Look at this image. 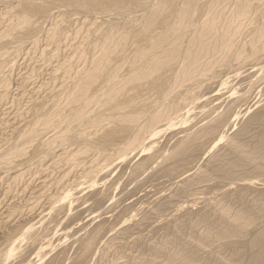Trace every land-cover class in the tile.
Masks as SVG:
<instances>
[{"label":"bare ground","instance_id":"obj_1","mask_svg":"<svg viewBox=\"0 0 264 264\" xmlns=\"http://www.w3.org/2000/svg\"><path fill=\"white\" fill-rule=\"evenodd\" d=\"M133 3L137 4L140 9L139 12L137 11V14H135L136 12L133 13V11H131ZM142 3H145L144 0H0V4L5 5V9L3 7V13H0V22L3 24L1 25L2 28L0 27V89H2L0 92V106L7 100V90L8 86L11 84H9V82L11 81L8 80V74L5 72V75L4 71L6 70V68H8L9 63L14 66L11 61L18 54H20V52L23 51L22 47L25 43L30 44L29 50L31 54L34 51H37L39 53V58H41V61L45 62H43L44 64H48L51 62L56 63L55 67L51 68L52 70L49 69L50 73L47 71L48 79L45 78L47 82L43 83L42 85L40 84L38 88L45 89L46 91H52V86L54 85V87H57L59 85L58 83H60L61 81V78L63 79L61 81L63 87L60 90L59 86L57 88L59 91H56L55 88H53L56 92H50V95H48V93L47 95L49 96V98L45 99L44 101L38 99V104L36 102L37 100H35V103L33 104L37 105H35L33 108L29 106L32 109H27V111L24 110L26 113H23V115H19L27 116V119L25 118L26 124L23 128L18 130V132L15 130L17 135L13 139L14 141L12 140L10 144L7 142L9 144H7L8 147L5 145L4 149L5 147L7 148L5 150H0V170L6 169L7 172L11 168H16V166L20 164V160L18 159L28 154L27 151L31 150L35 165L40 168L45 166V162L48 159L52 160L53 168L61 162H64L61 163V168H63V164L65 166H68V171H62L63 174L60 176L59 181L57 175L58 182L55 183L54 181H52L55 183L54 186L57 183L59 184L63 182V180L67 179L69 174H71L73 170H75L76 174V169L79 167H82L79 168V170L82 171L81 178L84 179L83 183L81 184L87 185L88 183L86 188L82 190H79L81 188L78 189L77 187L74 189L71 188L70 190H63L62 188V192L60 190L61 188H58V192L61 191L62 193L59 192L60 194L56 197L52 196L53 192L56 191V187L53 188V192L50 193L52 197L49 198L54 199L53 197H55L54 203L52 199H50V201L47 198L50 202H52L51 204L48 201L51 204L49 206V213L52 222H57L59 221V219H67L68 217L71 221L73 217L69 216V213H72V211H70V207H73L74 203H77L81 200L90 201L91 204L98 210L100 207H102L103 201L99 200L94 193L97 191L95 189L98 185L97 180L100 178V175L103 174V171L108 170L110 167L111 169H114L115 165L127 161L128 157L130 158V154L133 155L134 153H136L137 155H143L144 152H153L146 156L144 155L143 158L134 165L129 180L135 182L138 174L143 172L146 168L150 167L153 161L155 162L154 159L160 156L155 153L157 152L156 150L159 147L157 146L158 140L156 139L159 138V136H161L162 134L168 132L170 129H174L178 125H181L183 123L186 124L188 122V120L190 119L189 113H191H188V111L191 110L192 105L194 107L197 102L195 95V92H197L196 89H200V87L208 80L210 81L214 78H216L215 80H217V71L219 73L220 69L225 70L223 71L225 74L226 70H230L233 68L244 69L247 63H251L256 68L259 66H263L264 64V0H152L147 7ZM53 10H56L58 15H60V20L57 21L58 19L55 18L57 15L54 17L57 22L52 18L54 20V23H52L51 21L52 24L50 29L49 27H47L46 29L48 30H46L45 32V28H42L41 21L49 20V18H51ZM77 12L88 15V17L90 15H101L103 18H107L108 20H103L105 22H103L102 25H98L96 24L97 22L92 23L94 20L96 21V19H93L92 21L89 20L90 18L86 17L84 18L85 20H82V25L79 26H85L87 28L91 24V27H93L92 29H87L85 32L86 28H84L83 30L82 28L76 27L77 29L75 31L74 29L73 31H71L72 29L69 30L70 27L68 26L69 29L67 27V22L69 21L68 19L70 18L71 13L77 14ZM82 33H84V36H82ZM95 33H97V35ZM80 34H82L81 40L78 37L79 41H77V43L75 44L72 43L73 51L71 49H68L69 52L70 50L72 51V54L70 56L68 55V57L66 55L67 58H64V56L62 59L61 57L63 55L60 57V52H62L63 54V51L66 50L67 47L65 49L63 48L64 50L62 51L61 47H63L69 41L68 39L72 38L73 35L77 36ZM44 36L46 37L45 39ZM42 40L46 41L47 46L49 45L48 48H51V50H48L47 47V49H45L43 46L40 49V43H42ZM12 56L13 59H10ZM38 71L39 70H37V73ZM33 72L35 71H31V73ZM234 72L238 73L237 71ZM259 72H261L260 74L263 78L264 67H261L259 69ZM30 74L29 79L31 78ZM234 75L236 76V74ZM57 80H59V82ZM56 82L58 84L57 86H55ZM218 82H220L218 85L220 86V88L225 87L227 84H229L226 80ZM209 83L211 84V82ZM205 84L203 85V87L205 86ZM240 87H242V85H240ZM204 88L206 90L207 86ZM199 91L200 90H198V92ZM44 93L46 94V92ZM44 93L43 95L46 96ZM198 96H200V94ZM229 98H231L230 94ZM246 99L247 98L243 94V97L240 96L239 98H234V100L231 99L232 101L227 105L225 109L219 112H216L214 110L213 112L211 111L207 113L204 117V125L199 127L197 130L195 128L196 131L192 132L189 129H183L185 132L183 136L180 137L179 140L177 139L173 147L168 152L165 151V153L161 155L158 160H161L163 164L167 162H172V164L170 163L171 165L168 167H165L163 165L165 168L162 165L160 167L158 165L157 167H159V170L155 171L154 178H167L173 180L174 177L178 178L180 177V175L182 176L183 173H185L194 164L198 156L203 152L205 145L208 142L216 140L217 137L219 138L221 135L230 130V123H233L230 119L238 114L236 110L237 108H239L237 107L238 102L242 101L243 103V101ZM14 106L16 107V105ZM186 108L189 110L183 113L182 111H184ZM18 112L20 111L18 110ZM19 119L21 120V118ZM237 119H239L238 115ZM244 123V126H241L242 129H238L240 133H238L236 138L228 137L225 140L224 143H226V148L224 147L225 150L223 152L221 150V154H215L214 152L213 156L212 154L210 155L212 157L210 159H207L210 161H208V165L206 164V169L202 171L199 170L200 172H197L198 174L194 175L195 177L186 179V182H183V180L181 181L182 186L181 188H179L183 194L188 193L187 191L189 188H191L192 185H197L198 183H202L203 181L206 182L205 180H210V178L212 177H215L214 181L216 180V178H218V184H220V180H236V177L234 175L236 173L239 174L236 171H240L239 169L242 168L244 170L248 168L249 170H246L247 172L258 174L256 175L258 177L261 174L264 175V132H260L259 130L257 134L255 133L256 135L252 143H241L237 138H240V136L243 137V134L245 135L246 133H248L250 127L253 128L254 126L255 130L256 125H258V128L259 124H264V108L251 115V117L248 118V121ZM13 129L16 128L13 127ZM247 135H245V137ZM225 138L226 137H224V139ZM224 139L222 141H224ZM219 140L220 141L218 142H221V139ZM57 149L61 150L59 154H56ZM24 159L26 158L24 157ZM24 163L28 165L33 162L28 164L26 162ZM205 163L207 162L205 161ZM48 165L51 164L49 163ZM50 167L49 169L51 170ZM147 170H150V168ZM10 171L8 173H10ZM108 172L110 171L108 170ZM122 172L124 173V171ZM3 175H5V173ZM21 176H23L22 173L18 172L16 173V176L14 175L11 179L13 180V182H15L19 180ZM244 177L245 175L242 174V178H239L243 179ZM251 177H253V175ZM261 177L263 178L264 176ZM240 179H238V181H240ZM235 180L233 181L235 182ZM38 181L39 180H37V182ZM66 182L68 181L66 180ZM68 183H70V181ZM217 183H215L216 185L214 188H217ZM50 184H48V187H50ZM102 184L103 183H101V185ZM62 185L63 184H61V186ZM245 185L241 186L242 189L234 194L233 200L237 206H235L234 202V206L233 204L232 206L229 205L230 201L228 202V204L218 203L214 210L212 207V209L210 208V211H207L209 209H206V212H203L202 214L200 213V215H198L196 219L179 218L176 221L173 220L172 224L170 225H168L169 223H165L169 228L173 227V229L178 230V233L176 235L169 233L170 236L166 235L167 237L165 238H159V241H149L151 243H145L144 239H142L141 236H139V238L135 236V239H132L133 241L131 240V243L125 244L130 249L136 250L135 253L137 254L135 256L133 254V257H131L132 255L128 256L126 253L121 252V247L120 251L116 253V256L114 258H109L108 255L104 254V252L102 254L100 253V251H98L101 241L105 240L104 236L108 232L114 231V229H116V227L122 223L120 222L122 219L124 220L127 218L126 220L128 221H133V219H136L135 217L137 214H134V210L130 206H125L123 208L119 207V211L116 212L112 219L104 218L100 222L95 223L91 228L86 230L81 237L75 240L73 245H75L76 247L74 253L71 256H68L66 251L67 248H63L55 253L52 257H50L46 262H44V264H66L67 261L69 262V264H94V262L96 264H220L221 260L223 259L219 260V262L212 259V257H198L199 251L197 248H199L200 246H204L205 248L211 249L216 243L218 244L221 242H229V244H233V242H236L237 240H240V242L241 240L243 241L242 252H240L241 254L237 251L235 253L236 255L238 253V255L240 254L244 256L245 261H242L244 262L243 264H264V196H262L263 193H261L260 196H257L258 198H251L249 192L246 193V191H252L250 189V187L252 186H250V184L246 186ZM51 188L49 190H51ZM99 188L101 189V187ZM33 190L34 189H32V191ZM49 190L47 189L48 192ZM86 190H88V192L90 191V193L86 195V197L81 198L80 193L83 191L86 192ZM43 191L44 188L42 192ZM233 191L232 193H234ZM245 193L247 196L249 194L248 198L245 197ZM41 194L42 193L40 192V195ZM7 197H9V195ZM224 199L226 200V198ZM224 199L222 198V200ZM225 200L223 201V203L226 202ZM233 200L231 199V201ZM25 201L27 202V200ZM92 205L90 206L91 208ZM160 207H156L155 210L157 213H163L164 209L166 208L165 207L162 210L163 206L161 208ZM18 209L19 211H21L20 207ZM166 210L168 209L166 208ZM33 218V220L37 219V217L36 219L35 217ZM140 218H138V220ZM31 220L27 218V220L21 222L22 225H18V229H12V227L14 226H11L10 228L12 229V232L11 234L9 233L10 235L7 232V235L2 234L3 236H0V264H8L9 261L11 259H14L16 256L21 257L23 255V252L26 251L20 250V243L26 241L28 247H36V258L44 259V257L51 252L50 247L52 246V241L49 240L50 237L46 238V233H48V230H50V227L53 223L51 222L52 224L50 225V227L47 225V223H44L45 226L42 223L43 228H48L44 229L41 232L42 234H40L34 230V225L31 224L33 220ZM93 221L94 220L91 219V221L87 225L91 226L90 224L93 223ZM4 223L6 222H3V224ZM75 223H77V221ZM69 224L65 227L63 226L65 231L66 229H68L66 227L70 226ZM9 225L10 223H8V226ZM163 225L160 226L164 227ZM165 228L166 227H164L163 229ZM140 229L142 228L140 227ZM62 230L61 232H63ZM130 231L131 228L129 226L124 228L122 227L120 229V233H124L123 235L129 234ZM155 233L156 232H154V235ZM185 235L189 239H192V245L195 246L192 247V245H188L185 241V243L181 241L180 237H185ZM146 236L148 238V234ZM146 236L145 240H147ZM156 236L157 235H155L154 238ZM45 238L47 240L45 243H43ZM107 243L109 242H106L104 246ZM226 244L219 245L218 247H215L211 250H218L219 252H223L224 250H226L227 252L228 246H226L227 249L224 248ZM237 244L240 245L241 243L237 242ZM38 245L39 247H37ZM110 245L108 244V247ZM239 245L236 246V249ZM231 247L232 245L229 246V248ZM110 249L108 250L110 251ZM228 251H230V249ZM222 256L220 257L222 258ZM230 257L231 260H234L233 258L236 259V256H233V258L232 256ZM123 259L124 261L121 263ZM239 261L240 260H238L236 264ZM229 262L231 263V261ZM29 263H31L30 260L26 262V264Z\"/></svg>","mask_w":264,"mask_h":264},{"label":"rangeland","instance_id":"obj_2","mask_svg":"<svg viewBox=\"0 0 264 264\" xmlns=\"http://www.w3.org/2000/svg\"><path fill=\"white\" fill-rule=\"evenodd\" d=\"M151 1L152 0H144V2L145 3H142L143 5L145 4V6L147 7V6H149L148 4L149 3H151ZM5 5H3V4H0V13L2 14L3 13V11H4V9H5V7H4ZM135 6V7H134ZM3 7H4V9H3ZM137 7V8H136ZM139 7L137 6V4H135V3H133V7H132V9H131V11H133V13L134 12H136L135 14H137V11L139 12ZM53 13H52V15H51V18H49V20H45V21H41V25H42V28H45V32H46V30H48V29H46L47 27H49V29H50V27H51V24L52 23H54V20L56 21V19H54V17L55 18H57L58 20L57 21H59L60 20V15H58V13H57V11L56 10H53L52 11ZM55 12V13H54ZM1 14H0V16H1ZM55 14V15H54ZM53 16V17H52ZM58 16H59V18H58ZM84 16V17H83ZM91 16V17H90ZM89 17H88V15H85V14H83V13H78L77 12V14L76 13H71V15H70V18L68 19L69 21L67 22V27L69 26L70 27V29H69V27H68V29L69 30H71V31H73V29H74V31L77 29V28H82L83 30H84V28H86L85 26H83V27H80L81 25H82V20H85L84 18H86V17H88V18H90L89 20H92L93 21V19H96V21L94 20L92 23H95V22H97L96 24H98V25H102V23L103 22H105L106 20H108L107 18H103L101 15L99 16V15H90ZM79 17V18H78ZM96 17V18H95ZM54 20H53V19ZM82 18V19H81ZM92 18V19H91ZM99 18V19H98ZM101 18V19H100ZM51 19V20H50ZM77 19V20H76ZM79 19V20H78ZM81 19V20H80ZM74 20V21H73ZM103 20H105V21H103ZM51 21H52V23H51ZM56 21V22H57ZM77 21H80V22H77ZM101 22V23H99V22ZM70 22V23H69ZM68 23H69V25H68ZM75 23V24H74ZM80 23V24H79ZM50 24V25H49ZM74 24V25H73ZM78 24V25H77ZM1 25H3L1 22H0V27L2 28V26ZM80 25V26H79ZM44 26V27H43ZM77 27V28H76ZM0 28V29H1ZM92 29L93 27H91V24H90V26H88L86 29H85V32H86V30L87 29ZM97 33H99V32H97ZM97 33H95L96 35H97ZM83 34V35H82ZM82 34H80V35H77V36H75V35H73L72 36V38H70V39H68V40H66V41H68L67 43L66 42H64V43H66L63 47H61L62 49H61V51L62 50H64L66 47H67V49L66 50H64L63 51V54H62V52H60V57L63 59V57L64 58H67L68 57V55L70 56L72 53V51H73V44H75V43H77V41H79V38H80V40H81V35L82 36H84V33H82ZM75 37H79L78 39L77 38H75ZM46 37L44 36V39H45ZM43 39V38H42ZM75 39V40H74ZM71 42V43H70ZM73 43V44H72ZM26 44V45H25ZM24 44V46L22 47V52H20V54H18L14 59H13V56L10 58V59H13L11 62H12V64L14 65V66H12L10 63H9V65H8V68H6V70L4 71V74L6 75V73L8 74L7 76H9V81H11V82H9V86H8V90H7V100L5 101V103H3L1 106H0V150L1 149H4V146L6 145L7 146V144L9 143H11V141L16 137V135H17V133H16V131L18 132V130H20L21 128H23L24 126H25V124H26V119H27V116H19V115H23V113H26L25 111H27V109H32L35 105H37L38 104V99H40L41 101H44L45 99H47V98H49V96L48 95H50L51 93H55L56 91H59L62 87H63V84H61V81L63 80L62 78H61V81H60V83H58L57 84V82H56V84H55V86H59V90L57 89L58 88V86L57 87H54V85L52 86L53 88H55V90L52 88V91L50 90H48V91H46L45 89H40V88H38L39 86H40V84L42 85L43 83H45V82H47V80L46 79H48L47 77H48V72L50 73V70H52L51 68H54L55 67V64L56 63H46V64H44L45 62L44 61H41V58H39V53L37 52V51H34V52H32V54H31V52H30V44H28V43H25ZM42 44V45H41ZM43 44H45V45H43ZM71 47H69V46ZM42 46L45 48V49H47L48 47H49V45L47 46V44H46V41L44 40H42V43H40V49L42 48ZM47 47V48H46ZM64 48V49H63ZM25 49V50H24ZM68 49H71L70 50V52H69V50ZM48 50H51V48H48ZM24 52V53H23ZM37 52V53H36ZM65 52V53H64ZM33 53H35V54H33ZM66 55H67V57H66ZM60 57H59V59H60ZM18 59V60H17ZM17 60V61H16ZM28 60H30V61H28ZM40 60V61H39ZM41 62V63H39V62ZM60 61H61V59H60ZM28 62H29V65H28ZM44 62V63H43ZM26 63H27V65H26ZM37 64V65H36ZM51 64V65H50ZM12 67H11V66ZM41 65H43V66H41ZM53 65V66H52ZM10 66V67H9ZM29 68H28V67ZM33 66V67H32ZM247 67H248V69H247ZM251 69H250V68ZM254 66L251 64V63H247L246 64V67L244 68V69H237V68H233V69H230V70H226V73L224 74V72L223 71H225V70H219V73H218V71H217V80H215L216 78H214V79H212V80H208L207 82H205V83H207V84H205V86L204 87H206L207 86V88H208V90H207V88H206V90H205V88L203 87V85L200 87V89H196L197 90V92H195L196 94V104L194 105V107H193V105H192V111L191 110H189L190 108H191V106H190V108L189 109H185L184 111H182L183 113L185 112V111H188V113L189 112H191V113H189L190 114V119L188 120V122L185 124V123H183V124H181V125H178L177 127H175L174 129L172 128V129H170L168 132H166L165 134H162L161 136H159V138H157L156 140H158V145L157 146H159L158 148H157V152H155V153H157L158 155H163L164 153H165V151L166 152H168L172 147H173V145L175 144V142L177 141V139L179 140L180 139V137H182L183 136V134L185 133L184 132V130L183 129H189L190 131H196L199 127H201V126H203L204 125V123L203 122H205L204 121V117H205V115L207 114V113H209V112H213L214 110L216 111V112H219V111H221V110H223V109H225L226 107H227V105L232 101V100H234V98H239L240 96L241 97H243V94L245 95V97L247 98L246 100H244L243 101V103H242V101L241 102H238V106L237 107H239V108H237L236 110H237V112H238V114H236L234 117H232L230 120H231V122H233V123H230V130H228V131H230V132H226V133H224L223 135H221L219 138L217 137V139L216 140H212V141H210V142H208L206 145H205V148H204V150H203V152L198 156V158L196 159V161L194 162V164L185 172V173H183V175L181 176L180 175V177H178V178H173V180H171V179H167V178H160V179H155L154 178V173H155V171L156 170H159V167L162 165H164L165 167L167 166H170L171 164H172V162H167V163H162L161 162V160L160 161H158L159 160V157L160 156H158L156 159H154L155 160V162L153 161V163H152V165L150 166V167H148V168H146L143 172H141L140 174H138V176H137V178L135 179V182L133 181L132 182V180H129V178H130V176H131V172H132V170H133V167H134V165L135 164H137L142 158H143V156L145 155H148V154H151V153H153V152H144L143 153V155L141 156L140 154H136V153H132L133 155H129L130 156V158L128 157V160L127 161H125V162H122V163H120V164H117V165H115L114 166V169L112 168L111 169V167L108 169L110 172H108V170H106V171H103V174H101L100 175V178L97 180V186H96V192L94 193L95 194V196H97L98 197V199L99 200H101V201H103V203H102V207H100L98 210H97V208H95L92 204H91V202L90 201H87V200H81V201H79V202H77V203H74L73 204V207H70V211H72V213L70 212L69 214V216L70 217H73L72 218V220L70 221L69 220V217L67 218V219H59V221H57V222H52L51 221V216H50V213H49V206L52 204V202H50L51 200L50 199H52V198H49V197H52V196H58L60 193L59 192H61L62 191V188H63V190H70L71 188L72 189H74V188H81V189H79V190H82V189H85L86 188V186L88 185V183H87V185H85V184H81V183H83V178H81V172L82 171H80L79 170V168H82V167H79V168H77L76 169V174H75V170H73L72 171V173L71 174H69V176H68V178L67 179H65V180H63V182H61V183H57L55 186H54V184L56 183V182H58L59 181V179H60V176L63 174V172L62 171H64V172H66V171H68V169H67V165L65 166L64 164H63V168H61L62 167V164L61 163H64V162H61V163H58L57 165H56V167L54 166V168L52 167V165H53V162H52V160L51 159H48L47 161H48V164L50 163L51 165H48L47 164V161L45 162V168L44 167H38V166H36L35 165V161H34V159H33V156H32V151L30 150V151H27V153L28 154H26V155H24L23 157H21V158H19L18 160H20V164L18 165V166H16V168L14 167V168H11L10 170H8L7 172H6V169L4 170V169H2V170H0V236L3 234H6L7 235V232H8V234L10 233L11 234V230L12 229H14V228H17V226L18 225H22V223L21 222H24V220H27V218L29 219V220H31V218H32V220L34 219L33 217H35V219H36V217H37V219L36 220H31L32 221V223L31 224H33L34 225V230L37 232V233H40V234H42L41 232L44 230V229H47L48 227H44L43 228V224L45 223H47V225L50 227V225H51V227H50V230H48V233H46V238H49L50 237V239L49 240H51L52 241V246L50 247V250H51V252L50 253H48L47 255H49V256H45L44 257V259H39V258H36L35 257V253H36V251H37V249H36V247H28V244H26L27 243V241L26 242H22V243H20V250L22 251H26V252H23V257L21 256V257H15L14 259H11L10 261H9V263L8 264H26V262L27 261H31V263H29V264H44V262H46L50 257H52L55 253H57L58 251H60L61 249H63V248H67L66 249V251H67V254H68V256H71L73 253H74V251H75V245H73V243L75 242V240H77L79 237H81L84 233H85V231L86 230H88L89 228H91L95 223H98V222H100L101 220H103L104 218L105 219H112L113 218V216L116 214V212H118L119 211V209L120 208H123V207H125V206H130L133 210H134V214L136 215V219H133V221H128V220H126V219H122L120 222H122L120 225L124 228V227H127V226H129L130 228H131V231H130V235L129 234H126V235H123L124 233H120V229L122 228L120 225H118L117 227H116V229H118V230H116V229H114V231H112V232H108L105 236H104V238H105V240H103V241H101V244H100V246H99V249H98V251H100V253H102L103 254V252H104V254L105 255H108V257L109 258H114L115 256H116V253H118L119 251H120V247H121V252H123V253H126L128 256H131V257H133V254H134V256L137 254V253H135L136 252V250H134V249H130L128 246H126L125 244L126 243H131L133 240L132 239H135V236H137L138 238H139V236H141L142 237V239H144V242L145 243H151V242H154V241H159L161 238H165V237H167L168 235L170 236V234H177L178 233V230L177 229H173V227H171V228H169L168 226H167V224L168 225H170V224H172V221L173 220H177V219H179V218H191V219H196L197 218V216L198 215H200V213L202 214L203 212H206V209H209V210H207V211H210L212 208H213V210L216 208V205L218 204V203H222V204H228V202H229V205H231L232 206V204H233V206H234V194L235 193H237V191H239V190H241L242 189V187L241 186H244L245 184L246 185H249L250 184V186H252V187H250V189L252 190V191H246V193H248L249 192V194L251 195L250 197L251 198H258L257 196H260L261 195V193H263L264 194V177L262 178L261 176H264L263 174H259L260 176L258 177V176H256V175H258V174H252V173H250V172H247L249 169L247 168V169H239L240 171H236V172H238L239 174H237L236 172V174L234 175L235 177H236V180L235 179H233V180H235V182L232 180V179H229V180H227V181H222V180H220L219 182H220V184H218L217 182V180H218V178H216V182L214 181V178L212 177V178H210V180H213V181H210V180H205L206 182H202V183H198L197 185H192L191 186V188H189L188 189V193H182L181 192V190H180V188H181V186H182V180H183V182H186L187 180L186 179H189L190 177H195L194 175H196V174H198L200 171H202V170H204V169H206L207 168V165L209 164V162L208 161H210V160H207V159H210L212 156H213V154H214V152H215V154H221L225 149H224V147L226 146V143H224L225 142V140L229 137V138H236V136L238 135V133H240V131L239 130H241L242 128H241V126L243 125L244 126V122H247L248 121V118H250L251 117V115H253V114H255L257 111H259V110H262L263 108H264V77L262 78L261 76V72H259V69L261 68V67H264V64H263V66H259V67H254ZM33 68V69H32ZM39 68V69H38ZM41 68V69H40ZM10 69V70H9ZM12 69V70H11ZM27 69V70H26ZM32 69V70H31ZM50 69V70H49ZM237 69V70H236ZM252 69H254V70H252ZM29 70V71H28ZM37 70H39L38 71V73H37ZM233 70V71H232ZM11 71V72H10ZM31 71H35V72H33V73H31ZM45 71V72H44ZM48 71V72H47ZM228 71H229V73H228ZM231 71H232V73H231ZM234 71H237L238 73H236V72H234ZM249 71V72H248ZM253 71V72H252ZM6 72V73H5ZM29 72V73H28ZM241 72H243V73H241ZM26 73V74H25ZM31 73V74H30ZM36 73V74H35ZM42 73H44V74H42ZM252 73V74H251ZM258 73V74H257ZM25 74V75H24ZM27 74H28V76H27ZM29 74H30V79H29ZM219 74V75H218ZM234 74H236V76L234 75ZM256 74V75H255ZM231 75V76H230ZM240 75V76H239ZM242 75V76H241ZM255 75V76H254ZM258 75V76H257ZM260 75V76H259ZM25 76V77H24ZM34 76V77H33ZM35 76H36V79H35ZM220 76V77H219ZM244 76V77H243ZM28 77V78H27ZM42 77V78H41ZM228 77V78H227ZM238 77V78H237ZM46 78V79H45ZM224 78V79H223ZM229 78H230V80H229ZM29 81H28V80ZM35 79V80H34ZM19 80V81H18ZM21 80V81H20ZM60 80V79H59ZM59 80H57L58 82H59ZM222 80H226L227 81V83H229V84H227L225 87H222V88H220V86H218L219 85V83L220 82H218V81H222ZM246 80V81H245ZM250 80V81H249ZM257 80V81H256ZM23 81V82H22ZM25 81V82H24ZM217 83H216V82ZM236 81V82H235ZM29 82H31V83H29ZM34 82V83H33ZM209 82H211V84L209 83ZM212 82H213V84H212ZM231 82V83H230ZM244 82V83H243ZM249 82V83H248ZM26 83H28V84H26ZM209 83V84H208ZM236 83H238V84H236ZM240 83V84H239ZM60 84H61V86H60ZM214 84H217V85H214ZM244 84V85H243ZM24 85H26V86H24ZM32 85H35V86H32ZM211 85V86H210ZM213 85V86H212ZM236 85V86H235ZM240 85H242V87H240ZM246 85H247V87H246ZM215 86V87H214ZM218 86V87H217ZM235 86V87H234ZM22 87V88H21ZM34 87V88H33ZM227 87V88H226ZM231 87H232V89H231ZM244 87V88H243ZM18 88H19V90H18ZM209 88H210V90H209ZM34 89H35V91H34ZM39 89H40V91H39ZM227 89V90H226ZM257 89V90H256ZM1 90L2 89H0V92H1ZM24 90V91H23ZM42 90V91H41ZM195 90V91H196ZM198 90H200L199 92H198ZM205 90V91H204ZM216 90V91H215ZM231 90V91H230ZM234 90V91H233ZM242 90V91H241ZM11 91V92H10ZM54 91V92H53ZM239 91V92H238ZM255 91V92H254ZM9 92V93H8ZM23 92V93H22ZM44 92H46V94L44 93ZM51 92V93H50ZM202 92V93H201ZM225 92V93H224ZM227 92V93H226ZM239 94H238V93ZM43 93L46 95V96H44L43 95ZM49 93V94H48ZM200 94V96H198L199 94ZM220 93V94H219ZM232 93V94H231ZM48 94V95H47ZM229 94H230V97L231 98H229ZM242 94V95H241ZM252 94V95H251ZM240 95V96H239ZM48 96V97H47ZM239 96V97H238ZM251 96V97H250ZM14 97V98H13ZM46 97V98H45ZM207 97H208V99H207ZM233 97V98H232ZM262 97V98H261ZM18 98H20V99H18ZM204 98V99H203ZM199 99V100H198ZM221 101H220V100ZM232 99V100H231ZM17 100V101H16ZM23 100V101H22ZM33 100V101H32ZM35 100H37L36 102H37V104H33V103H35ZM40 100H39V102H40ZM255 100V101H254ZM203 101V102H202ZM226 101V102H225ZM246 101V102H245ZM8 102V103H7ZM15 102V103H14ZM16 102H17V104H16ZM260 102V103H259ZM14 103V104H13ZM19 103V104H18ZM28 103V104H27ZM30 103V104H29ZM240 103H242V104H240ZM245 103V104H244ZM248 103V104H247ZM33 104V105H32ZM11 105V106H10ZM14 105H16V107L14 106ZM253 105V106H252ZM20 106V107H19ZM23 106V107H22ZM29 106H31V107H29ZM248 106V107H247ZM26 107V108H25ZM204 107V108H203ZM257 107V108H256ZM263 107V108H262ZM21 108H22V110H21ZM201 108V109H200ZM246 108H248V109H246ZM260 108V109H259ZM11 109V110H10ZM20 111V112H18V110ZM194 109V110H193ZM204 109V110H203ZM17 110V111H16ZM25 110V111H24ZM206 110V111H205ZM251 110V111H250ZM255 110V111H254ZM16 111V112H15ZM203 111H205V112H203ZM250 111V112H249ZM202 112V113H201ZM236 112V113H237ZM247 112H248V114H247ZM4 113V114H3ZM13 113V114H12ZM20 113V114H19ZM243 114V115H242ZM14 115V116H13ZM237 115H238V118L239 119H237ZM194 116V117H193ZM241 116V117H240ZM10 117V118H9ZM12 117H13V119H12ZM236 117V118H235ZM246 117V118H245ZM19 118H21V120L19 119ZM26 118V119H25ZM195 119V120H194ZM20 120V121H19ZM23 120V121H22ZM234 120V121H233ZM190 121V122H189ZM193 121V122H192ZM240 121V122H239ZM10 122V123H9ZM191 123V124H190ZM241 123V124H240ZM11 124V125H10ZM13 124V125H12ZM17 124V125H16ZM185 124V125H184ZM189 124V125H188ZM237 124V125H236ZM199 125V126H198ZM180 126V127H179ZM187 126V127H186ZM237 126V127H236ZM242 126V127H243ZM257 126L258 125H256L255 126V130H254V126H253V128L252 127H250V130L248 131V133H246L245 135H247L246 137H245V135L243 134V137L242 136H240V138L239 137H237L238 138V140H239V142H241V143H247V142H253V140H254V137H255V135L259 132V130H260V132H264V124H259V127L257 128ZM13 127L14 128H16V129H13ZM18 128V129H17ZM195 128H196V130H195ZM194 129V130H193ZM239 129V130H238ZM16 130V131H15ZM256 130H257V132H256ZM171 131H173V132H171ZM236 131V132H235ZM237 131H239V132H237ZM15 133V134H14ZM256 133V134H255ZM8 134V135H7ZM249 134H251V135H249ZM167 135V136H166ZM224 135H226V136H224ZM8 136V137H7ZM49 136V135H48ZM47 136V137H48ZM164 136V137H163ZM170 136V137H169ZM231 136V137H230ZM233 136V137H232ZM224 137H226L225 139H224ZM5 140H4V139ZM243 138V139H242ZM46 139V138H45ZM219 139H221V142H218V141H220ZM224 139V141H222ZM245 139V140H244ZM10 140V141H9ZM155 140V141H156ZM14 141V140H13ZM8 142V143H7ZM222 143V144H221ZM8 144V145H9ZM216 145V146H215ZM213 146V147H212ZM8 147V146H7ZM7 147H5V149L7 148ZM218 147V148H217ZM226 148V147H225ZM4 149V150H5ZM206 150V151H205ZM217 150V151H216ZM220 150V151H219ZM221 150H222V152H221ZM3 151V150H2ZM59 151V152H58ZM211 151V152H210ZM31 152V153H30ZM61 152V150L59 149H57L56 150V154L58 153H60ZM207 152V153H206ZM146 153V154H145ZM206 154V155H205ZM212 154V156H210ZM29 156H30V158H29ZM32 156V157H31ZM203 156V157H202ZM24 157L27 159H24ZM209 157V158H208ZM29 158V159H28ZM25 160V161H23V160ZM33 160V161H32ZM27 161H31V162H33V163H31V162H27ZM135 161V162H134ZM205 161L207 162V163H205ZM24 162H26L27 164L28 163H31V164H28V165H26ZM52 162V163H51ZM131 162V163H130ZM132 162H134V163H132ZM157 162V163H156ZM159 162V163H158ZM200 162V163H199ZM125 163H129L128 165L127 164H125ZM155 163H156V165H155ZM171 163V164H170ZM205 165H204V164ZM61 164V165H60ZM198 164H200V165H198ZM207 164V165H206ZM25 165V166H24ZM130 165H131V167H130ZM159 165V167H157ZM204 165V166H203ZM22 166V167H21ZM33 166V167H32ZM46 166H48V167H46ZM51 166V167H50ZM61 166V167H60ZM163 166V167H164ZM198 166V167H197ZM203 166V167H202ZM26 167V168H25ZM28 167V168H27ZM31 169H30V168ZM38 167V168H37ZM49 167L51 168V170L49 169ZM66 167V168H65ZM116 167V168H115ZM122 167V168H121ZM157 167V168H156ZM164 167V168H165ZM24 168V169H23ZM58 168V169H57ZM63 169V170H61V169ZM150 168V170H147V169H149ZM194 168V169H193ZM26 169V170H25ZM28 169V170H27ZM34 169V170H33ZM49 169V170H48ZM66 169V170H65ZM120 170V171H119ZM200 170V171H199ZM242 170V171H241ZM244 170V171H243ZM247 170V171H246ZM10 171V173H8ZM16 171V172H15ZM21 171V172H20ZM23 171V172H22ZM33 171V172H32ZM37 171H38V173H37ZM39 171H41V172H39ZM45 173H44V172ZM47 171H49V172H47ZM58 171V172H57ZM112 171V172H111ZM118 171V172H117ZM122 171H124V173L122 172ZM128 171V172H127ZM196 171V172H195ZM246 171V172H245ZM22 173V175L23 176H21L22 177V179H21V177H20V181L19 180H17V181H15V182H13V180L11 179V178H13V176L15 175L16 176V173ZM52 172V173H51ZM153 172V173H152ZM189 172V173H188ZM198 172V173H197ZM240 172H242V173H240ZM244 172V173H243ZM5 173V175H3ZM26 173V174H25ZM30 173V174H29ZM50 173H51V175H50ZM58 173V174H57ZM74 173V174H73ZM77 173H79V174H77ZM147 173V174H146ZM194 173V174H193ZM246 173V174H245ZM247 173H249V174H247ZM8 174V175H7ZM29 174V175H28ZM33 174V175H32ZM105 174H107V175H105ZM114 174V175H113ZM122 174V175H121ZM186 174V175H185ZM193 174V175H192ZM241 174V175H240ZM242 174H244L245 175V177L243 178V179H240V178H242ZM57 175H58V181H57ZM71 175V176H70ZM74 175V176H73ZM78 177H77V176ZM79 175H80V177H79ZM103 175H104V178H103ZM146 175V176H145ZM238 175V176H237ZM250 177H249V176ZM253 175V177H251ZM35 176H37V177H35ZM106 176V177H105ZM108 176V177H107ZM125 176V177H124ZM29 177V178H28ZM31 177V178H30ZM45 177V178H44ZM240 177V178H239ZM256 177H258V178H256ZM5 178V179H4ZM7 178V179H6ZM38 178V179H37ZM44 178V179H43ZM71 178H72V180L73 181H75V182H73L72 180H71ZM76 178H78V179H76ZM110 178V179H109ZM11 179V180H10ZM33 179H34V181H33ZM51 181H50V180ZM56 179V180H55ZM76 179V180H75ZM101 179V180H100ZM124 179V180H123ZM191 179V178H190ZM238 179H240V181H238ZM244 179H246V180H244ZM254 179V180H253ZM258 179V180H257ZM26 180H27V182H26ZM33 182H32V181ZM37 180H39L38 182H37ZM42 180V181H41ZM47 180V181H46ZM66 180L69 182L70 181V183H71V181H72V183L70 184V183H68V182H66ZM80 180V181H79ZM82 180V181H81ZM154 181V183H153V181ZM161 180V181H160ZM179 180V181H178ZM242 180H244V181H242ZM257 180V181H256ZM19 181V182H18ZM25 181V182H24ZM44 181H46V182H44ZM52 181H54V182H52ZM119 181V182H118ZM141 181V182H140ZM209 181H210V183H209ZM6 182V183H5ZM8 182V183H7ZM32 182V183H31ZM42 184H41V183ZM52 182V183H51ZM66 182V183H65ZM108 182V183H107ZM170 182V183H169ZM207 182H208V184H207ZM236 182H237V184H236ZM244 182V183H243ZM255 182V183H254ZM261 182V183H260ZM3 183H5V184H3ZM27 183V184H26ZM29 183H31V184H29ZM35 183V184H34ZM37 183V184H36ZM40 183V184H39ZM50 184V187H48L49 185L48 184ZM65 183V184H64ZM101 183H103L102 185H101ZM106 183V184H105ZM214 183V184H213ZM215 183H217L218 185H217V188H214L215 187ZM228 183V184H227ZM232 183V184H231ZM239 183V184H238ZM2 184V185H1ZM7 184H10V185H7ZM15 184V185H14ZM44 184V185H43ZM47 185V187H46V185ZM61 184H63L62 186H61ZM68 184V185H67ZM70 184V185H69ZM81 184V185H80ZM134 185V186H132V185ZM140 184V185H139ZM150 184V185H149ZM172 184V185H171ZM226 184V185H225ZM244 184V185H243ZM53 185V186H52ZM77 185V186H76ZM84 185H85V187H84ZM118 185V186H117ZM149 185V186H148ZM174 185V186H173ZM180 185V186H179ZM204 185V186H203ZM206 185V186H205ZM214 185V186H213ZM237 185H238V187H239V189H238V187H237ZM245 185V186H246ZM13 186H14V188H13ZM26 186V187H25ZM45 186V187H44ZM145 186H147V187H145ZM228 186V187H227ZM235 186V187H234ZM260 186V187H259ZM11 187V188H10ZM19 187V188H18ZM52 187V188H51ZM54 187H56V191L55 192H53V188ZM99 187H101V189L99 188ZM111 187V188H110ZM172 187V188H171ZM180 187V188H179ZM196 187V188H195ZM198 187V188H197ZM204 189H203V188ZM220 187V188H219ZM241 187V188H240ZM257 187H259V188H257ZM10 188V189H9ZM24 188V189H23ZM38 188H42L41 190L40 189H38ZM43 188H44V191L42 192V190H43ZM45 188H47L48 190L51 188V190H49V192L47 191V189H45ZM61 190V191H59L58 192V190L59 189ZM66 188V189H65ZM119 188V189H118ZM155 188V189H154ZM165 188V189H164ZM177 188V189H176ZM222 188V189H221ZM232 188V189H231ZM244 188V187H243ZM261 188V189H260ZM13 189V190H12ZM32 189H34L33 191H32ZM146 189H148V190H146ZM236 189V190H235ZM238 189V190H237ZM8 190H9V192H8ZM16 190V191H15ZM21 190H22V192H21ZM144 190V191H143ZM234 190V191H233ZM15 191V192H14ZM26 191V192H25ZM113 191V192H112ZM132 191V192H131ZM140 191H142V192H140ZM208 191V192H207ZM232 191L234 192V193H232ZM236 191V192H235ZM2 192V193H1ZM6 192V193H5ZM14 192V193H13ZM18 192V193H17ZM40 192L42 193L41 195H40ZM44 192H46L47 193V195H46V193H44ZM53 192V194H52V196H51V194L50 193H52ZM63 192V191H62ZM61 192V193H62ZM72 192H73V190H72ZM101 192V193H100ZM138 192V193H137ZM178 192V193H177ZM181 192V193H180ZM196 192V193H195ZM227 192V193H226ZM257 192V193H256ZM33 193V194H32ZM38 193H39V195L42 197H40L39 195H38ZM58 193V194H57ZM90 193V191L88 192V190H86V192L85 191H83V192H81L80 193V196H81V198H83V197H86V195H88ZM99 195H97V194ZM135 193V194H134ZM207 193V194H206ZM246 193H245V195H246ZM252 193H253V195H252ZM9 195V197H7L8 195ZM15 196H14V195ZM82 194V195H81ZM84 194V195H83ZM94 194H93V196H94ZM163 194V195H162ZM175 194V195H174ZM194 194V195H193ZM199 196H198V195ZM213 196H212V195ZM215 194V195H214ZM222 194H224V195H222ZM231 194V195H230ZM249 194H248V196H249ZM262 194V196H264ZM6 195V196H5ZM31 195H33V196H31ZM45 195V196H44ZM49 195V196H48ZM169 195V196H168ZM179 195V196H178ZM218 195V196H217ZM226 195V196H225ZM18 196V197H17ZM39 196V197H38ZM44 196V197H43ZM132 196V197H131ZM134 196H135V198H134ZM139 196V197H138ZM165 196V197H164ZM173 196V197H172ZM187 197V199H186V197ZM192 196V197H191ZM206 196V197H205ZM248 196L246 195L245 197H247L248 198ZM36 197V198H35ZM46 197V198H45ZM55 197H53L54 199H52V201H53V203H54V200H55ZM170 197V198H169ZM176 197V198H175ZM179 197V198H178ZM250 197H249V199H250ZM28 198V199H27ZM50 200H48V199ZM132 198V199H131ZM133 198H134V200H136V201H134L133 200ZM154 198V199H153ZM163 198V199H162ZM183 198V199H182ZM185 198V199H184ZM197 198V199H196ZM214 198V199H213ZM221 198V199H220ZM222 198L224 199V198H226V202H224L223 203V201L224 200H222ZM6 199V200H5ZM17 199V200H16ZM39 199V200H38ZM46 199V200H45ZM172 199H173V201H172ZM178 199V200H177ZM181 199V200H180ZM231 199L233 200V201H231ZM10 200H11V203H10ZM25 200H27V202L25 201ZM38 200V201H37ZM119 200V201H118ZM142 200V201H141ZM163 200V201H162ZM180 200V201H179ZM183 200H184V202H183ZM186 200V201H185ZM188 200V201H187ZM7 201H9V202H7ZM29 201V202H28ZM30 201H31V203H30ZM41 201V202H40ZM45 201V202H44ZM51 203H49V202ZM114 201V202H113ZM166 201V202H165ZM171 201V202H170ZM218 201V202H217ZM2 202V203H1ZM24 202V203H23ZM40 202V203H39ZM176 203V204H174V203ZM183 202V203H182ZM195 202V203H194ZM208 202V203H207ZM217 202V203H216ZM234 202V203H233ZM8 203V204H7ZM14 205H13V204ZM27 203V204H26ZM46 203V204H45ZM105 203V204H104ZM149 203V204H148ZM182 203V204H181ZM214 203V204H213ZM16 204V205H15ZM18 204V205H17ZM22 204H23V206H22ZM33 204V205H32ZM137 204H138V206H137ZM159 206H158V205ZM162 204V205H161ZM170 204V205H169ZM173 206H172V205ZM188 204V205H187ZM196 204V205H195ZM202 204V205H201ZM208 204H211V205H208ZM7 205V206H6ZM30 205V206H29ZM34 205H35V207H34ZM75 205V206H74ZM92 205V208L90 207ZM107 205V206H106ZM154 206V208H153V206ZM166 205V206H165ZM85 206V207H84ZM158 208V207H162V210L166 207L168 210H166V208L164 209V211H163V213H157L156 212V207ZM190 206V207H189ZM200 206V207H199ZM207 206V207H206ZM215 206V207H214ZM235 206H237L236 205V203H235ZM7 207V208H6ZM20 207V210L21 211H19V208ZM22 207V208H21ZM32 207V208H31ZM117 207V208H116ZM120 207V208H119ZM141 207V208H140ZM160 207V208H161ZM178 207V208H177ZM189 207V208H188ZM206 207V208H205ZM209 207V208H208ZM212 207V208H211ZM10 208V209H9ZM17 208V209H16ZM35 208V209H34ZM88 208V209H87ZM90 208V209H89ZM105 208V209H104ZM138 208V209H137ZM177 210H176V209ZM187 208H188V210H187ZM205 208V209H204ZM211 208V209H210ZM24 209V210H23ZM46 209V210H45ZM114 209V210H113ZM135 209H136V211H135ZM170 209V210H169ZM174 209V210H173ZM184 209V210H183ZM199 209H201V210H199ZM13 210V211H12ZM18 212H17V211ZM32 210V211H31ZM86 210V211H85ZM88 210V211H87ZM97 210V211H96ZM102 210V211H101ZM146 210V211H145ZM190 210V211H189ZM194 210V211H193ZM15 211V212H14ZM31 211V212H30ZM34 211V212H33ZM140 211V212H139ZM150 211V212H149ZM151 211H152V213H151ZM201 211V212H200ZM3 212V213H2ZM22 212V213H21ZM38 212V213H37ZM43 212V213H42ZM84 212V213H83ZM100 212V213H99ZM136 212V213H135ZM149 212V213H148ZM156 212V213H155ZM11 213H12V215H11ZM15 213V214H14ZM19 215H18V214ZM31 213V214H30ZM36 213V214H35ZM78 213H79V215H78ZM113 213V214H112ZM166 213V214H165ZM175 213V214H174ZM182 213V214H181ZM196 213V214H195ZM26 214V215H25ZM38 214V215H37ZM40 214V215H39ZM146 214V215H145ZM23 215V216H22ZM28 215V216H27ZM30 215H32V216H30ZM46 215V216H45ZM48 215V216H47ZM89 215V216H88ZM94 215V216H93ZM145 215V216H144ZM153 215V216H152ZM184 215H186V216H184ZM7 216H9V217H7ZM17 216V217H16ZM45 216V217H44ZM141 218H140V217ZM150 216V217H149ZM2 217H4V218H2ZM12 217V218H11ZM24 218V220H23V218ZM25 217H26V219H25ZM44 217V218H43ZM76 217V218H75ZM80 217V218H79ZM86 217V218H85ZM92 217V218H91ZM140 218L139 220H138V218ZM6 218V219H5ZM10 218H11V220H10ZM46 218V219H45ZM78 218V219H77ZM89 218V219H88ZM97 218V219H96ZM5 219V220H4ZM14 219V220H13ZM21 219V220H20ZM76 219V220H75ZM91 219L92 220H94L93 221V223H91L90 225L91 226H89V225H87L90 221H91ZM41 220H42V222H41ZM45 222H44V221ZM61 220V221H60ZM69 220V221H68ZM141 220V221H140ZM181 220V219H180ZM36 221V222H35ZM77 221V223H75ZM79 221V222H78ZM81 221V222H80ZM83 221V222H82ZM168 221H170V222H168ZM174 221V222H175ZM2 222V223H1ZM3 222H6V223H4L3 224ZM52 222V223H51ZM61 222V223H60ZM119 222V223H120ZM124 222V223H123ZM130 222V223H129ZM136 222V223H135ZM137 222H138V224H137ZM145 222V223H144ZM8 223H10V225L8 226ZM37 223V224H36ZM43 223V224H42ZM70 223V224H69ZM72 223V224H71ZM134 223V224H133ZM165 223H167V224H165ZM2 224H3V226H2ZM17 224V225H16ZM45 224H44V226H45ZM70 225L69 227H66V228H68V229H66V231L64 230V228H63V226L65 227V226H67V225ZM137 224V225H136ZM158 224V225H157ZM164 224V225H163ZM46 225V226H47ZM60 225V226H59ZM78 225V226H77ZM124 225V226H123ZM135 225V226H134ZM142 225V226H141ZM163 225L164 227H166L165 229H163L164 227H161V226ZM11 226H14V227H12V229L10 228ZM38 226V227H37ZM62 226V227H61ZM133 226V227H132ZM254 226H256V225H254ZM253 226V227H254ZM59 227V228H58ZM76 227V228H75ZM84 227V228H83ZM135 227H137L138 228V230H137V228H135ZM140 227L142 228V229H140ZM158 227V228H157ZM169 229H168V228ZM10 230H9V229ZM19 228V227H18ZM17 228V229H18ZM134 228V229H133ZM149 228V229H148ZM63 229V230H62ZM156 229V230H155ZM160 229V230H159ZM171 229V230H170ZM38 230V231H37ZM61 230L64 232V234H63V232H61ZM140 230V231H139ZM154 230V231H153ZM5 233H4V232ZM46 231V230H45ZM57 232V233H55V232ZM59 231V232H58ZM68 231V232H67ZM70 231V232H69ZM138 231V232H137ZM47 232V231H46ZM143 232V233H142ZM152 232H153V234H152ZM154 232H156L155 233V235H157L155 238H156V240H155V238H154ZM172 232H174V233H172ZM62 233V234H61ZM166 233V234H165ZM170 233V234H169ZM9 234V235H10ZM59 234V235H58ZM109 234V235H108ZM119 234H121V235H119ZM134 234V235H133ZM148 234V238H147V235ZM151 234V235H150ZM159 234V235H158ZM2 235V236H3ZM108 235V236H107ZM112 235V236H111ZM154 235V236H153ZM163 235V236H162ZM167 235V236H166ZM182 235H184V234H182ZM1 236V237H2ZM63 236V237H62ZM123 236V237H122ZM133 236V237H132ZM145 236H146V239L147 240H145ZM153 236V237H152ZM162 236V237H161ZM1 237H0V240H1ZM52 237V238H51ZM54 237V238H53ZM58 237V238H57ZM112 237V238H111ZM131 237V238H130ZM140 237V238H141ZM144 237V238H143ZM45 238V240L43 241V243H45L46 242V239ZM70 238V239H69ZM115 238H116V240H115ZM149 238H151V239H149ZM160 238V239H159ZM122 239V240H121ZM137 239V238H136ZM149 239V240H148ZM180 239H181V241L183 242V243H187L188 245H192L193 244V242H192V239H189L188 237H186V235H185V237L184 236H182V237H180ZM187 239V240H186ZM113 243H111L110 241ZM129 240V241H128ZM132 240V241H131ZM152 240V241H151ZM191 240V241H190ZM66 241V242H65ZM120 241H122V242H120ZM147 241V242H146ZM149 241H151V242H149ZM185 241V242H184ZM60 242V243H59ZM106 242H109V243H107L105 246H104V244L106 243ZM117 242V243H116ZM237 242H239V243H241L240 245L239 244H237ZM243 241L241 240V242H240V240H237L236 242L234 241L233 242V244H229V242H226L227 244H229V245H227L226 243H216V244H214L213 245V247L211 248V249H213V248H215V247H218L219 245H224V244H226L225 246H224V248H226L227 249V247L226 246H228V249H227V252H226V250H224L223 252H219L218 250H211V249H208V248H205L204 246H200L199 248H197L198 249V257H200V258H207V257H212V259H214V260H217V261H219V260H221V259H223V260H221V262H220V264H236V262L238 261V260H240L237 264H243L244 262H242V261H245V259H244V256H242V255H240L241 253L240 252H242V246H243V243H242ZM58 243V244H57ZM117 245H116V244ZM190 243V244H189ZM55 244V245H54ZM61 244V245H60ZM68 244V245H67ZM108 244L110 245L109 247H108ZM235 244H237V245H239L238 247H237V249H236V246L237 245H235ZM57 245V246H56ZM119 245H121V246H119ZM230 245H232V247L231 248H229V246ZM56 246V247H55ZM72 246H74V247H72ZM108 248H107V247ZM193 246H195V245H192V247ZM26 247V248H25ZM37 247H39V245L37 246ZM53 247V248H52ZM61 247V248H60ZM72 247V248H71ZM240 247V248H239ZM22 248V249H21ZM28 248V249H27ZM102 248V249H101ZM111 248V249H110ZM113 248V249H112ZM126 248V249H125ZM104 249H106V250H104ZM108 249H110V251L108 250ZM204 249V250H203ZM230 249V251H228ZM235 249V250H234ZM28 250V251H27ZM109 252H108V251ZM117 250V251H116ZM123 250V251H122ZM116 251V252H115ZM212 253H211V252ZM232 251H233V253H232ZM236 251L238 252V253H240L239 255H238V253H237V255L235 254L236 253ZM30 252V253H29ZM106 252H108V253H106ZM128 252V253H127ZM202 252V253H201ZM204 252V253H203ZM206 252H208V253H206ZM219 252V253H218ZM131 253V254H130ZM215 253V254H214ZM222 253V254H221ZM225 253V254H224ZM206 254V255H205ZM217 254V255H216ZM221 254V255H220ZM227 254H228V256H227ZM235 254V255H234ZM112 255H114V256H112ZM205 255V256H204ZM222 256V258L220 257V256ZM27 256V257H26ZM225 256V257H224ZM230 256H232V258H233V256L235 257L236 256V259L235 258H233L234 260H231L230 258ZM29 257V258H28ZM237 257H238V260H237ZM28 258V259H27ZM218 258V259H217ZM226 258V259H225ZM244 260H243V259ZM33 259V260H32ZM39 259V260H38ZM230 259V260H229ZM26 260V261H25ZM45 260V261H44ZM20 261V262H19ZM22 261V262H21ZM34 263H33V262ZM124 261V259L121 261V263ZM223 261H224V263H223ZM228 261V262H227ZM229 261H231V263L229 262ZM233 262H235V263H233ZM65 264V263H64ZM66 264H69V262L67 261V263ZM94 264H96L95 262H94Z\"/></svg>","mask_w":264,"mask_h":264}]
</instances>
